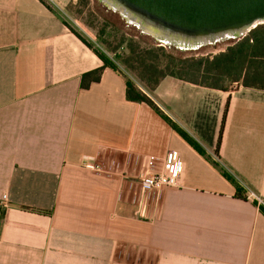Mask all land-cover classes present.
Instances as JSON below:
<instances>
[{
    "label": "crops",
    "instance_id": "0c3cea01",
    "mask_svg": "<svg viewBox=\"0 0 264 264\" xmlns=\"http://www.w3.org/2000/svg\"><path fill=\"white\" fill-rule=\"evenodd\" d=\"M102 67L53 7L0 0V264H264V91L160 82L149 98L201 155L117 72L81 89ZM227 101L220 165L260 205L210 162ZM169 152L180 185L142 187Z\"/></svg>",
    "mask_w": 264,
    "mask_h": 264
},
{
    "label": "trees",
    "instance_id": "16d2710c",
    "mask_svg": "<svg viewBox=\"0 0 264 264\" xmlns=\"http://www.w3.org/2000/svg\"><path fill=\"white\" fill-rule=\"evenodd\" d=\"M83 1L86 3L89 2L88 0ZM95 1L98 4H104L103 6L106 7V4L101 0ZM117 14L122 19L127 20L119 12ZM62 23L103 63L102 68L90 71L81 76V89H88L92 83L99 82L104 68H109L117 72L125 81V96L127 101L148 105L201 155L205 153L198 144L175 123L166 118L149 98L148 95H151L155 91L160 82L169 77L196 86L223 92L232 91L240 87L264 91V23L257 25L245 37L235 41L233 45L228 46L223 52L212 56L178 58L168 53L163 46L147 45L134 37L126 38L123 32L121 33L119 29L105 22L101 30V35L104 36L106 29H110L108 26L111 27L108 37H111L112 43L116 46L110 49V42H105L103 39H100L101 45L111 53L115 49L123 50V52L114 53L113 59L109 58L103 51L101 52L95 49L78 33L70 29L64 21ZM134 25L137 26L136 24ZM146 34L155 38L149 33ZM127 74L133 79L129 78ZM228 104L229 102L227 101L223 110L218 137L213 151L217 161L211 160L210 162L227 181L233 184L235 187V197L246 199L244 190L220 165L219 149L222 142ZM260 210L264 213V210Z\"/></svg>",
    "mask_w": 264,
    "mask_h": 264
},
{
    "label": "water",
    "instance_id": "95a60500",
    "mask_svg": "<svg viewBox=\"0 0 264 264\" xmlns=\"http://www.w3.org/2000/svg\"><path fill=\"white\" fill-rule=\"evenodd\" d=\"M158 44L196 48L240 40L264 23V0H101Z\"/></svg>",
    "mask_w": 264,
    "mask_h": 264
},
{
    "label": "rangeland",
    "instance_id": "374dc122",
    "mask_svg": "<svg viewBox=\"0 0 264 264\" xmlns=\"http://www.w3.org/2000/svg\"><path fill=\"white\" fill-rule=\"evenodd\" d=\"M58 0L57 7H53L57 15L64 21L70 29H73L87 42H89L95 49L103 51L109 58L113 59L114 53L123 52L122 49H115L113 53L108 52L105 47L101 45V40L110 42V49L116 46L111 37H108L110 29H106L105 35H101V30L105 22L113 25L123 32L126 38L134 37L143 43L151 46H160L158 40L146 34L143 29L130 23L129 20H124L117 11L112 10L107 5L98 4L95 0ZM236 40L225 39L216 42L215 44H208L196 48H181L175 44H162L167 52L178 58H196L202 56H212L223 52L228 46L233 45ZM120 67V66H119ZM122 69V68H120ZM126 74V73H125ZM127 76L133 79L129 74Z\"/></svg>",
    "mask_w": 264,
    "mask_h": 264
},
{
    "label": "built area",
    "instance_id": "2783aa9c",
    "mask_svg": "<svg viewBox=\"0 0 264 264\" xmlns=\"http://www.w3.org/2000/svg\"><path fill=\"white\" fill-rule=\"evenodd\" d=\"M49 7H57L58 0H41ZM152 164V159L149 165ZM88 168L93 169L92 166ZM95 168V167H94ZM184 173V164L177 152H169L162 164V169L155 173H149L140 178L142 187L149 190H160L162 188H174L180 185L182 175ZM244 195L247 200L262 204L261 199L249 189L244 190ZM7 196L3 195L0 198V208L6 207Z\"/></svg>",
    "mask_w": 264,
    "mask_h": 264
}]
</instances>
